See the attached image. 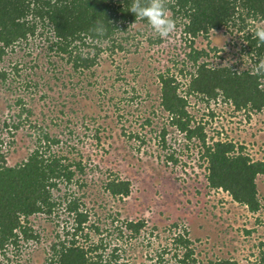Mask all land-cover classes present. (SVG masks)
<instances>
[{
	"label": "rangeland",
	"instance_id": "374dc122",
	"mask_svg": "<svg viewBox=\"0 0 264 264\" xmlns=\"http://www.w3.org/2000/svg\"><path fill=\"white\" fill-rule=\"evenodd\" d=\"M256 24L264 21L249 20L242 31L230 26L207 36L200 34L193 46L209 52L200 61L256 70V56L243 49L244 33L253 31ZM182 30L183 26L176 24L170 37L161 38L149 24L136 22L122 33L128 36L123 40L125 49L112 54L105 49L99 63L84 71L75 70L66 59L49 51L44 37L36 35L17 44L0 60V66L10 72L5 83L0 81V139L5 140L2 148L8 163L14 165L33 147L30 123L26 122L14 136L3 125L19 110L17 99L22 97L33 109L31 122L46 126L63 140L60 150L76 146L69 156L85 164V173H78L71 185L61 183L55 195L68 191L81 199L90 211L89 222L100 228V232L89 229V239L84 241L81 236V241L97 243L103 237L106 254L119 246L117 264H180L177 253L181 257L183 249L177 247L174 238L184 232L193 240L195 255L201 262L234 258L241 263L260 264L264 175L257 177L262 206L250 212L229 193L208 186L207 162L201 157L197 140L185 141L173 126L167 125L169 147L165 148L159 135L167 121L159 106V73L173 74L184 89L190 79L188 72L195 69L188 59L191 39ZM15 63L20 68L18 74L12 69ZM188 99L189 111L196 122H205L208 135L244 143L254 158L264 159V109L237 111L221 96L209 103L194 93ZM211 111L215 116L210 115ZM147 118L152 122L146 123ZM131 132L140 138H130ZM172 151L176 162L167 157ZM115 176L132 182L128 196H113L105 188ZM82 182L85 185L81 186ZM63 206L51 217H30L29 224L40 238L21 241L16 257L21 263L43 264L51 255L57 234L66 235L73 218ZM127 220L145 221L140 234L128 236Z\"/></svg>",
	"mask_w": 264,
	"mask_h": 264
},
{
	"label": "trees",
	"instance_id": "16d2710c",
	"mask_svg": "<svg viewBox=\"0 0 264 264\" xmlns=\"http://www.w3.org/2000/svg\"><path fill=\"white\" fill-rule=\"evenodd\" d=\"M132 2L0 0V60L17 44L38 35L44 37L49 51L66 59L75 70L90 69L99 63L100 54L105 49L110 50L111 54L125 49L123 40L128 36L122 33L131 25L140 21L149 24L129 10ZM167 11L177 25L183 26L182 31L191 39L188 59L195 69L188 72L190 79L184 89L173 74L168 71L159 73V106L167 115L166 124L159 131L163 146L169 147L167 134L170 131L167 125L182 133L187 141L197 140L201 157L207 162L208 186L229 193L236 203L250 212H257L262 206L257 177L264 175V159L254 158L244 143L208 135L205 122H196L189 111L188 95L197 94L207 103L221 96L237 111L259 112L264 109V68L260 64L264 59V44H260L254 36L255 29L244 33L246 45L243 49L256 56V70H239L223 64L211 66L206 60L200 61L209 52L193 46L194 39L200 34L207 36L213 30L230 26L242 31L249 20L264 21V0H171L167 4ZM98 23L103 25L102 35L95 31ZM103 44L106 46L103 47ZM12 69L18 74V63ZM9 75L10 72L0 66V81L5 83ZM17 104L20 105L19 110L6 118L3 125L14 136L26 122L30 123L34 143L25 158L11 165L2 148L5 140L0 139V264H24L16 258L21 241L40 238V234L29 224L30 217L36 214L51 217L63 205L73 218V224L66 235L57 234L58 239L51 245V255L43 264H117L121 256L119 246L106 254L107 243H104L103 237L97 243L84 242L89 239L90 230L100 232V228L94 222H89L90 211L84 207L81 199L68 191L62 196L55 195L61 183L71 185L78 173H85V164L69 156L76 146L69 144L68 151L60 150L63 140L46 126L31 122L33 109L26 106L22 97L17 99ZM210 115L215 116V113L211 111ZM146 121L152 122L150 118ZM97 133L95 136L100 139ZM129 137L140 138V135L131 132ZM167 157L178 161L173 151ZM131 183L128 179L115 176L107 181L105 188L113 196L124 197L131 193ZM144 225V220H127L128 236L132 238L140 234ZM81 236L84 241H81ZM174 241L177 247L183 249L181 257L177 253L180 264H257L241 263L234 258L210 259L204 263L196 257L193 240L186 232L176 234ZM258 246L259 261L264 264V240Z\"/></svg>",
	"mask_w": 264,
	"mask_h": 264
},
{
	"label": "clouds",
	"instance_id": "9594fccd",
	"mask_svg": "<svg viewBox=\"0 0 264 264\" xmlns=\"http://www.w3.org/2000/svg\"><path fill=\"white\" fill-rule=\"evenodd\" d=\"M171 0H133L129 10L141 19H146L155 33L161 38H168L176 29L175 21L169 17L167 4ZM254 36L260 44H264V24L254 26ZM95 31L102 35L104 32L103 25H97ZM264 68V62H261ZM259 72V69L257 70Z\"/></svg>",
	"mask_w": 264,
	"mask_h": 264
},
{
	"label": "built area",
	"instance_id": "2783aa9c",
	"mask_svg": "<svg viewBox=\"0 0 264 264\" xmlns=\"http://www.w3.org/2000/svg\"><path fill=\"white\" fill-rule=\"evenodd\" d=\"M179 134H181L182 136H183V140H185V141H187V139L184 137V135L182 134V133H180V132H178ZM168 139V138H167ZM169 139H171V138H169ZM222 191V190H221Z\"/></svg>",
	"mask_w": 264,
	"mask_h": 264
}]
</instances>
